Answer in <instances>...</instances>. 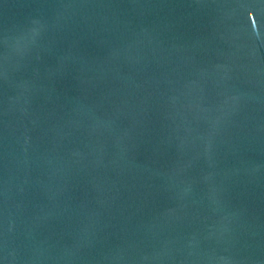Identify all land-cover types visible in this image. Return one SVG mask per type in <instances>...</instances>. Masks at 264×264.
Wrapping results in <instances>:
<instances>
[{"label":"water","instance_id":"water-1","mask_svg":"<svg viewBox=\"0 0 264 264\" xmlns=\"http://www.w3.org/2000/svg\"><path fill=\"white\" fill-rule=\"evenodd\" d=\"M0 264H264V0H0Z\"/></svg>","mask_w":264,"mask_h":264}]
</instances>
